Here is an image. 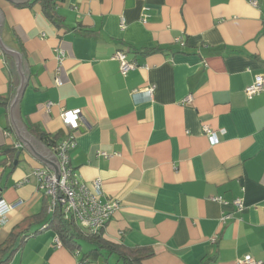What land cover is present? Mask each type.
<instances>
[{
    "label": "crops",
    "instance_id": "obj_1",
    "mask_svg": "<svg viewBox=\"0 0 264 264\" xmlns=\"http://www.w3.org/2000/svg\"><path fill=\"white\" fill-rule=\"evenodd\" d=\"M29 1L0 0L3 41L29 68L20 117L56 157L38 133L74 136L80 180L119 203L105 237L152 250L143 264L264 261V91H245L264 76V0H61L60 26ZM119 50L139 67L122 74ZM19 84L0 46V198L13 205L0 247L28 236L5 264H79L90 249L56 244L36 174L56 172L11 122ZM64 109H81L79 127ZM107 256L89 264H125Z\"/></svg>",
    "mask_w": 264,
    "mask_h": 264
},
{
    "label": "built area",
    "instance_id": "obj_2",
    "mask_svg": "<svg viewBox=\"0 0 264 264\" xmlns=\"http://www.w3.org/2000/svg\"><path fill=\"white\" fill-rule=\"evenodd\" d=\"M249 2L253 6H259L258 0H249ZM115 58L120 61V69L124 75L132 69L139 67L137 62L128 60L125 51H117ZM57 82L60 85L62 84L59 78ZM144 90L149 96H152L154 88L151 86ZM245 91L249 97L264 91V76H256L255 81L246 87ZM50 104L51 103H49L48 106ZM61 116L65 125L71 131L79 127L81 109H64ZM204 130L213 145L219 141L215 131L211 128L205 126ZM221 132H224V130ZM75 145V138L70 132L67 134V137L54 148L61 170L59 182L57 181L56 173L46 169H39L36 174L39 177L41 190L51 199L49 205L51 211L55 212L59 210L63 213L65 219H75L82 227L93 233H98L104 231L107 223L118 209L119 203L111 198L107 200L103 199L101 179H94L91 183L80 180L78 173L71 166L70 160L69 152ZM234 204L239 211L245 209V203L240 198L235 200ZM12 208L13 205L7 203L5 199L0 198V224L6 222L7 216ZM227 217L228 216H225V218ZM56 244L62 245L59 236L56 238ZM79 264H89V261L86 258H82ZM238 264H264V261L247 254L238 260Z\"/></svg>",
    "mask_w": 264,
    "mask_h": 264
},
{
    "label": "trees",
    "instance_id": "obj_3",
    "mask_svg": "<svg viewBox=\"0 0 264 264\" xmlns=\"http://www.w3.org/2000/svg\"><path fill=\"white\" fill-rule=\"evenodd\" d=\"M59 1L61 0H31L28 4L40 3L45 14L57 26H60L63 20L56 11V5ZM38 134L52 148H55L59 143L60 134L49 135L46 132H39ZM50 225L55 228L63 245L70 246L73 249L82 248V241L90 245V250L83 255L89 262H93L101 255H117L125 264H143L146 258L154 254L148 248L129 247L122 243L112 242L105 237L104 231L93 233L82 227L75 219H65L63 213L59 210L55 211ZM26 237L28 236L25 235L23 241ZM23 241H20L19 236L16 234L11 236L8 243L4 247H0V264H5L11 254L22 246Z\"/></svg>",
    "mask_w": 264,
    "mask_h": 264
},
{
    "label": "water",
    "instance_id": "obj_4",
    "mask_svg": "<svg viewBox=\"0 0 264 264\" xmlns=\"http://www.w3.org/2000/svg\"><path fill=\"white\" fill-rule=\"evenodd\" d=\"M12 1H28V0H12ZM3 13L0 9V46L2 49L14 58L17 72L20 76V84L17 90L16 96L13 98L10 104V117L13 128L18 135L19 139L23 143L24 147L27 148L30 152L40 158L45 162L49 167H51L56 172L57 181L59 182L61 170L60 164L57 157L52 153V151L38 138L33 136L25 127L24 123L21 120L19 113V101L27 85V80L29 78V68L25 58L22 53L9 47L3 41L1 32L3 27Z\"/></svg>",
    "mask_w": 264,
    "mask_h": 264
},
{
    "label": "rangeland",
    "instance_id": "obj_5",
    "mask_svg": "<svg viewBox=\"0 0 264 264\" xmlns=\"http://www.w3.org/2000/svg\"><path fill=\"white\" fill-rule=\"evenodd\" d=\"M82 245H83V248H84L85 250L90 249V245H88L86 242H83V241H82ZM114 258H115V257H114Z\"/></svg>",
    "mask_w": 264,
    "mask_h": 264
}]
</instances>
